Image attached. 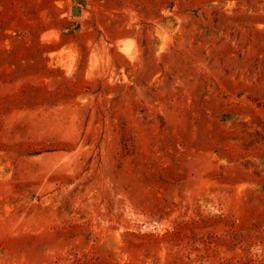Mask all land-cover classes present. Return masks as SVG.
I'll list each match as a JSON object with an SVG mask.
<instances>
[{"label":"rangeland","instance_id":"374dc122","mask_svg":"<svg viewBox=\"0 0 264 264\" xmlns=\"http://www.w3.org/2000/svg\"><path fill=\"white\" fill-rule=\"evenodd\" d=\"M0 264H264V0H0Z\"/></svg>","mask_w":264,"mask_h":264}]
</instances>
